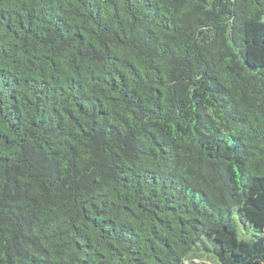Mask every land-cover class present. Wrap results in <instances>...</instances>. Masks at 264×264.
I'll return each instance as SVG.
<instances>
[{
  "label": "trees",
  "instance_id": "obj_1",
  "mask_svg": "<svg viewBox=\"0 0 264 264\" xmlns=\"http://www.w3.org/2000/svg\"><path fill=\"white\" fill-rule=\"evenodd\" d=\"M264 264V0H0V264Z\"/></svg>",
  "mask_w": 264,
  "mask_h": 264
},
{
  "label": "rangeland",
  "instance_id": "obj_2",
  "mask_svg": "<svg viewBox=\"0 0 264 264\" xmlns=\"http://www.w3.org/2000/svg\"><path fill=\"white\" fill-rule=\"evenodd\" d=\"M206 263H207V264H210V262H207V261H206Z\"/></svg>",
  "mask_w": 264,
  "mask_h": 264
}]
</instances>
